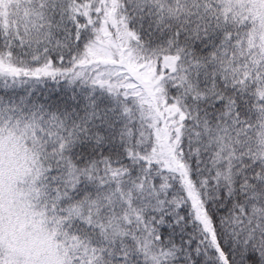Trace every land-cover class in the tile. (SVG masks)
Here are the masks:
<instances>
[{
	"label": "snow or ice",
	"instance_id": "snow-or-ice-1",
	"mask_svg": "<svg viewBox=\"0 0 264 264\" xmlns=\"http://www.w3.org/2000/svg\"><path fill=\"white\" fill-rule=\"evenodd\" d=\"M0 264H264V0H0Z\"/></svg>",
	"mask_w": 264,
	"mask_h": 264
}]
</instances>
